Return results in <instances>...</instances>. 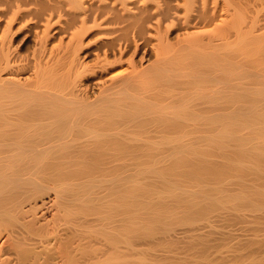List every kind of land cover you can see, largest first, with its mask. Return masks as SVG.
<instances>
[{
  "label": "bare ground",
  "instance_id": "bare-ground-1",
  "mask_svg": "<svg viewBox=\"0 0 264 264\" xmlns=\"http://www.w3.org/2000/svg\"><path fill=\"white\" fill-rule=\"evenodd\" d=\"M0 264H264V0H0Z\"/></svg>",
  "mask_w": 264,
  "mask_h": 264
}]
</instances>
